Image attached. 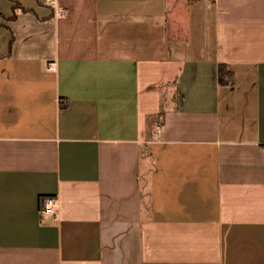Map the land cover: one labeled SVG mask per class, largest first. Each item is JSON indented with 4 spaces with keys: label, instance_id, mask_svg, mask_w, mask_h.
Segmentation results:
<instances>
[{
    "label": "crops",
    "instance_id": "crops-1",
    "mask_svg": "<svg viewBox=\"0 0 264 264\" xmlns=\"http://www.w3.org/2000/svg\"><path fill=\"white\" fill-rule=\"evenodd\" d=\"M0 264H264V0H0Z\"/></svg>",
    "mask_w": 264,
    "mask_h": 264
},
{
    "label": "built area",
    "instance_id": "built-area-1",
    "mask_svg": "<svg viewBox=\"0 0 264 264\" xmlns=\"http://www.w3.org/2000/svg\"><path fill=\"white\" fill-rule=\"evenodd\" d=\"M47 1H49V0H47ZM53 65H54V63H52V65H50L49 67L54 68ZM229 82H230V80H228V83ZM55 205H56L55 196L45 195V196H42L40 199V210H41V212L51 213V212H53Z\"/></svg>",
    "mask_w": 264,
    "mask_h": 264
},
{
    "label": "trees",
    "instance_id": "trees-1",
    "mask_svg": "<svg viewBox=\"0 0 264 264\" xmlns=\"http://www.w3.org/2000/svg\"><path fill=\"white\" fill-rule=\"evenodd\" d=\"M230 71L226 69L224 64H219L218 66V81L221 84L227 83L230 78ZM65 105V104H64Z\"/></svg>",
    "mask_w": 264,
    "mask_h": 264
},
{
    "label": "rangeland",
    "instance_id": "rangeland-1",
    "mask_svg": "<svg viewBox=\"0 0 264 264\" xmlns=\"http://www.w3.org/2000/svg\"><path fill=\"white\" fill-rule=\"evenodd\" d=\"M143 176H144V174H143Z\"/></svg>",
    "mask_w": 264,
    "mask_h": 264
}]
</instances>
